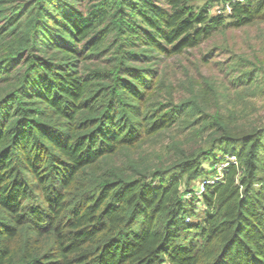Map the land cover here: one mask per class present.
Returning <instances> with one entry per match:
<instances>
[{"label":"trees","instance_id":"obj_1","mask_svg":"<svg viewBox=\"0 0 264 264\" xmlns=\"http://www.w3.org/2000/svg\"><path fill=\"white\" fill-rule=\"evenodd\" d=\"M262 22L264 0H0V264H264V66L222 63L230 92L211 50L179 61Z\"/></svg>","mask_w":264,"mask_h":264},{"label":"rangeland","instance_id":"obj_2","mask_svg":"<svg viewBox=\"0 0 264 264\" xmlns=\"http://www.w3.org/2000/svg\"><path fill=\"white\" fill-rule=\"evenodd\" d=\"M212 54L207 58V62H202L205 55ZM236 56L237 58H245L251 62L258 61L264 66V22L256 23L250 27L241 29H228L214 35L210 40L204 42L198 49L193 50L190 55H185L179 58V61L184 66H192L194 59L200 60V71L206 75H212L217 77V81L223 82L228 86L230 92L232 86L228 82V77L225 76L224 64ZM233 94V93H232ZM245 101L248 103L249 108L246 112H250L251 118L264 123V96L261 98L250 94L249 97L244 95ZM254 107V108H253ZM207 168V166H205ZM220 173H211L208 175V179L219 176ZM202 179L200 178L196 182V186ZM188 199L187 207L194 209V211L200 214L202 206L197 205V201L192 200L193 196H185ZM193 211V213H194ZM195 214V213H194ZM194 215L191 218V222L198 220L201 215ZM196 239L195 236L187 238L184 242L187 245L190 241Z\"/></svg>","mask_w":264,"mask_h":264},{"label":"built area","instance_id":"obj_3","mask_svg":"<svg viewBox=\"0 0 264 264\" xmlns=\"http://www.w3.org/2000/svg\"><path fill=\"white\" fill-rule=\"evenodd\" d=\"M227 11H228V8H227ZM219 12L220 11H218V10L215 11V13H218V14H219ZM234 162H235V158L230 157L226 162L215 165L213 167V171H216V173L217 172L220 173V175L216 176L214 178H210V179L200 181L199 184L195 187L194 193L191 194V196H194V195L196 197L201 196L204 193L206 186H208V185L213 186L216 183H218L222 177V174L225 172V170L228 168V166ZM187 196H189V194ZM187 220H189V219H187Z\"/></svg>","mask_w":264,"mask_h":264}]
</instances>
